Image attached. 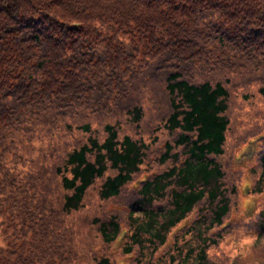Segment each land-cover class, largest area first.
<instances>
[{
	"label": "trees",
	"instance_id": "1",
	"mask_svg": "<svg viewBox=\"0 0 264 264\" xmlns=\"http://www.w3.org/2000/svg\"><path fill=\"white\" fill-rule=\"evenodd\" d=\"M236 58L243 69L224 75L237 70ZM235 75L264 79V0H0V228H12L15 237L7 238L12 242L2 253L18 246L24 264H113L124 254L139 256L145 240L151 247L147 263L158 264L151 258L170 227L204 203L212 204L210 219L205 211L190 226L203 224L215 242L206 229L231 206L215 156L224 152ZM160 84L169 97L165 126L177 133L154 160L170 163L135 188L130 184L151 159L149 143L128 133L119 137L112 122L105 123L101 141L89 138L71 147L49 142L45 148L36 143L39 121L59 132L73 125L67 117L118 122L132 112L140 118L142 92ZM77 127L88 131L90 122ZM260 159L264 166V153ZM109 167L116 172L107 175ZM97 178L99 197L112 200L115 211L93 216L88 230L98 241L80 245L74 233L82 229L62 218L84 205ZM243 197L241 192L239 207ZM123 227L127 233L119 239ZM247 234L239 229L224 238L227 257L248 245ZM114 241L119 248L111 258L104 251ZM25 242L38 252L21 247ZM206 245L197 258L205 257Z\"/></svg>",
	"mask_w": 264,
	"mask_h": 264
},
{
	"label": "rangeland",
	"instance_id": "2",
	"mask_svg": "<svg viewBox=\"0 0 264 264\" xmlns=\"http://www.w3.org/2000/svg\"><path fill=\"white\" fill-rule=\"evenodd\" d=\"M235 60L237 63V70H225L224 75L228 73H238V71L243 69L242 67L240 70L239 67L242 60L240 58H236ZM222 74L223 72L213 73V75L216 76ZM234 77L235 81L232 84H229L231 91L228 98V107L225 111L229 122L226 129L225 143L223 145L224 152L215 156V159L221 164L224 171L221 186L225 190L224 194L229 197V201L231 200L230 208L232 209L237 205V195L239 193L240 185V191L243 190L245 195L247 193V195L244 196L245 200H243L241 206L233 211L231 215L237 217L239 221L249 219V221L246 222V226H254L256 233L250 234L246 237L248 245L242 250L243 252L239 249L236 253L227 257L225 256L224 249L220 248V236L211 234L214 230L218 229L220 225H215L211 229H206L207 234L215 237V242H213L212 239H207L204 233L205 226H203V224H196L193 227L190 226L192 219L199 209V206H195L184 220L169 230L166 241L156 250L151 260L158 264H264V172L259 164H255L257 162L259 151L264 148V143L261 142L259 137L261 129H264V91L260 90L261 87L264 86V79L260 78L245 81L246 78L244 76L235 75ZM196 78L201 79L203 78V75L198 74ZM141 102L143 104L142 108L144 107L143 114L140 117L141 119L136 118L132 112H128L127 114L122 113L118 122L101 119L96 116H88L86 118L78 117V119L67 117L66 121L72 122L73 125L69 128H65L64 126L59 132H49L43 123L39 121L35 128L36 143L37 145L43 144L42 147L45 148L49 142H55L58 145L68 143L71 147L79 145L87 141L89 138H97L101 141L107 135L104 126L105 123L112 122L118 128L119 137L128 133L135 138L148 142V148L151 146V159L148 162L146 157L145 162L142 165L145 166L136 176L135 181L130 184L135 188L140 178L160 168L164 170L170 163V160H168L165 163H161L162 166H160L154 160V156L159 153L161 142L171 135V131L165 126V118L167 117V114L163 116L165 109H169V102H166L165 94L161 89V84L160 86L156 85L153 91L144 90L141 94ZM78 114H82V112H79ZM87 122H90V129L88 131L77 127V124ZM170 140L172 142L174 141L172 139ZM40 155L43 154L40 153ZM181 157H183V154H181ZM249 160L252 161L247 164ZM42 169L46 175L45 179L47 181L48 173L44 168ZM64 170L66 174L70 173L67 168H64ZM115 172L116 169L109 167L106 174H113ZM244 177L248 178V180H246V182H248L246 185H244L245 183H242ZM102 178H97L89 188L84 200V205L82 204L78 209L70 211L69 213L71 214L67 215L66 219L62 218L64 225L71 224L74 228L82 229L83 234L74 233L77 241L81 242L80 245L85 243L92 245L98 241V236L95 232L88 230V224L93 216L96 215L98 216V219H102L115 211V204L112 200L102 201L99 197L98 189ZM51 182L55 186L58 182V178L54 176ZM27 184L30 185L31 182H27ZM258 188L260 190H258ZM59 191L62 192V190ZM25 195L28 200H33V195L26 193ZM246 197H251V199L249 200ZM47 198L48 200H53V197L50 194ZM123 199L130 201V198L127 197H123ZM254 200L258 201L254 203ZM250 203L252 204L250 205ZM206 205L207 203H204L203 207L199 209V216L207 211L203 216H205L206 220H209L212 214V204H210V208L209 203L207 206ZM249 205L250 207L253 206L252 211L256 212L255 217L250 218L251 209ZM3 215L4 210L0 211V218H2ZM231 215L224 218L223 223H227V225L221 229L223 236L234 228ZM120 216H124V212H122ZM203 216L201 219L204 218ZM61 217H63V213ZM125 217L127 218V215ZM130 218L132 222H134L133 214L130 215ZM55 222H61L59 216L55 219ZM11 229L12 228L7 231L4 228H0V264H24L22 260L17 257L18 246L10 248L9 250H6V248L3 249L4 252L7 251L6 255L2 253V246H7L12 242H8L7 240V238L10 239L13 236V231ZM202 236H205V238L202 239ZM14 238L15 237L13 236L11 239ZM26 239L28 238H25L23 241H26ZM55 244L56 242L53 243L52 248L56 246ZM144 244H146V247L144 246V248H142L139 256L133 255V253H131L132 256L124 254V258L126 259L125 263L148 264L147 260L148 255L150 257L149 252L151 247L149 242L145 240ZM189 244L195 246L192 251L188 249ZM204 244H208L205 246V257L203 259L197 258L201 252L200 250L198 251V254H196V252L199 246H203ZM34 245L33 242L32 244L25 242L21 247H27L32 253L38 252V249H36V246ZM75 248L80 249L83 247ZM117 248H119V242H111L105 249L104 253L108 254L111 252L110 256L112 258V253H115ZM62 251L61 255L64 256L65 249ZM225 258H229L230 260L226 261ZM42 263V260L37 261V264ZM83 263L89 264L86 259H84ZM122 263H124L122 256L117 257V263L116 261H113V264Z\"/></svg>",
	"mask_w": 264,
	"mask_h": 264
},
{
	"label": "bare ground",
	"instance_id": "3",
	"mask_svg": "<svg viewBox=\"0 0 264 264\" xmlns=\"http://www.w3.org/2000/svg\"><path fill=\"white\" fill-rule=\"evenodd\" d=\"M243 194V193H242ZM244 196V195H243ZM243 199L245 200V197H243Z\"/></svg>",
	"mask_w": 264,
	"mask_h": 264
}]
</instances>
